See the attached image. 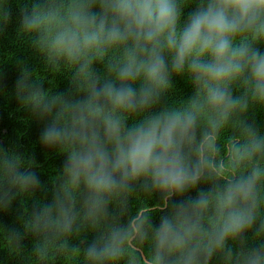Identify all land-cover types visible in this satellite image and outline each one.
<instances>
[{
	"label": "clouds",
	"instance_id": "9594fccd",
	"mask_svg": "<svg viewBox=\"0 0 264 264\" xmlns=\"http://www.w3.org/2000/svg\"><path fill=\"white\" fill-rule=\"evenodd\" d=\"M10 28L63 161L49 189L0 142V264H264V0H0Z\"/></svg>",
	"mask_w": 264,
	"mask_h": 264
},
{
	"label": "trees",
	"instance_id": "16d2710c",
	"mask_svg": "<svg viewBox=\"0 0 264 264\" xmlns=\"http://www.w3.org/2000/svg\"><path fill=\"white\" fill-rule=\"evenodd\" d=\"M12 29H9L8 35L0 40V49L5 52L15 51L17 56H25L31 58V54L23 49L17 50V46L12 43ZM34 64L38 61L33 60ZM3 72V84L8 92L7 96H0V142L5 146H15L21 152H28L29 155H35L41 167V179L47 182L48 188L51 189L54 184V177L57 175V170L61 167L63 156L52 154L49 150L43 148L38 142L39 131L42 129V123L28 119L27 113L19 108L18 102L15 100L12 93L14 92L15 81L18 78V69L14 63H5L0 65ZM53 79L51 76L48 80ZM55 90L62 91L68 86L67 80L63 76L55 77ZM47 81L45 87H48ZM176 93L179 95H190L191 85L181 78L175 79ZM258 120L264 123V111L258 113ZM5 222L12 219L10 215L0 216ZM2 255V254H0Z\"/></svg>",
	"mask_w": 264,
	"mask_h": 264
}]
</instances>
